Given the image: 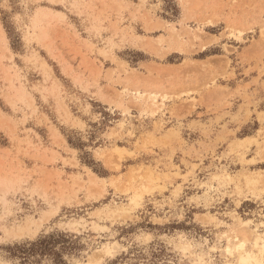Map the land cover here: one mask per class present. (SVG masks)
I'll list each match as a JSON object with an SVG mask.
<instances>
[{"label": "rangeland", "instance_id": "rangeland-1", "mask_svg": "<svg viewBox=\"0 0 264 264\" xmlns=\"http://www.w3.org/2000/svg\"><path fill=\"white\" fill-rule=\"evenodd\" d=\"M240 243L264 264V0H0V264Z\"/></svg>", "mask_w": 264, "mask_h": 264}, {"label": "trees", "instance_id": "trees-1", "mask_svg": "<svg viewBox=\"0 0 264 264\" xmlns=\"http://www.w3.org/2000/svg\"><path fill=\"white\" fill-rule=\"evenodd\" d=\"M56 235H48L45 237H41L35 242H31L29 244L23 245V247L17 248V254L24 255L27 257H32L40 253V255H54L58 256L59 254L55 251V247L57 244ZM60 257V255L58 256Z\"/></svg>", "mask_w": 264, "mask_h": 264}, {"label": "bare ground", "instance_id": "bare-ground-1", "mask_svg": "<svg viewBox=\"0 0 264 264\" xmlns=\"http://www.w3.org/2000/svg\"><path fill=\"white\" fill-rule=\"evenodd\" d=\"M46 62V61H45ZM48 65V64H47ZM96 177V176H95ZM12 234V233H11ZM10 234V235H11ZM8 235V234H7ZM261 239V237L260 236H258V239H257V243H256V245H258V241ZM264 244V243H263ZM261 247V254H263L264 253V245H261L260 246ZM244 248H245V243H240V245H238V247H237V249H239V250H241V253H240V261H241V263H243V264H250V261L252 260V259H255V260H257L256 259V257H253L252 256V254L251 253H249V252H247V251H244ZM233 250V249H232ZM229 251H231L230 250V248H229Z\"/></svg>", "mask_w": 264, "mask_h": 264}, {"label": "snow or ice", "instance_id": "snow-or-ice-1", "mask_svg": "<svg viewBox=\"0 0 264 264\" xmlns=\"http://www.w3.org/2000/svg\"><path fill=\"white\" fill-rule=\"evenodd\" d=\"M85 135H86V133H85Z\"/></svg>", "mask_w": 264, "mask_h": 264}]
</instances>
